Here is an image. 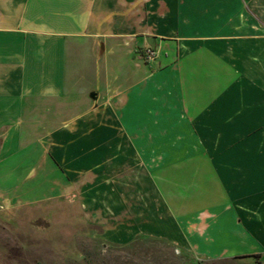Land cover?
<instances>
[{
	"label": "crops",
	"instance_id": "0c3cea01",
	"mask_svg": "<svg viewBox=\"0 0 264 264\" xmlns=\"http://www.w3.org/2000/svg\"><path fill=\"white\" fill-rule=\"evenodd\" d=\"M74 204L264 261V0H0V221Z\"/></svg>",
	"mask_w": 264,
	"mask_h": 264
},
{
	"label": "rangeland",
	"instance_id": "374dc122",
	"mask_svg": "<svg viewBox=\"0 0 264 264\" xmlns=\"http://www.w3.org/2000/svg\"><path fill=\"white\" fill-rule=\"evenodd\" d=\"M80 217L78 205H55L0 221V264H264L257 258L207 260L166 240L141 238L119 245Z\"/></svg>",
	"mask_w": 264,
	"mask_h": 264
},
{
	"label": "built area",
	"instance_id": "2783aa9c",
	"mask_svg": "<svg viewBox=\"0 0 264 264\" xmlns=\"http://www.w3.org/2000/svg\"><path fill=\"white\" fill-rule=\"evenodd\" d=\"M158 56V53L154 49H148L144 52V58L146 61H154Z\"/></svg>",
	"mask_w": 264,
	"mask_h": 264
}]
</instances>
